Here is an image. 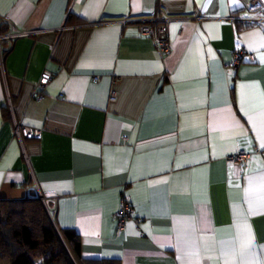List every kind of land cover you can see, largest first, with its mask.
<instances>
[{"label": "crops", "instance_id": "0c3cea01", "mask_svg": "<svg viewBox=\"0 0 264 264\" xmlns=\"http://www.w3.org/2000/svg\"><path fill=\"white\" fill-rule=\"evenodd\" d=\"M249 2L0 0V28L37 31L2 42L0 198L56 195L89 258L264 264V24L242 20L264 10ZM157 17L170 53L141 31Z\"/></svg>", "mask_w": 264, "mask_h": 264}, {"label": "trees", "instance_id": "16d2710c", "mask_svg": "<svg viewBox=\"0 0 264 264\" xmlns=\"http://www.w3.org/2000/svg\"><path fill=\"white\" fill-rule=\"evenodd\" d=\"M246 26L238 23L239 29ZM8 31L0 28L1 34ZM48 204L55 206L53 200ZM0 264L121 263L113 258L84 256L81 235L73 228L59 227L42 199L0 198Z\"/></svg>", "mask_w": 264, "mask_h": 264}, {"label": "built area", "instance_id": "2783aa9c", "mask_svg": "<svg viewBox=\"0 0 264 264\" xmlns=\"http://www.w3.org/2000/svg\"><path fill=\"white\" fill-rule=\"evenodd\" d=\"M248 10L251 12H257L260 10H264V3L262 0H250L248 5ZM242 20H245V22H256V23H262L264 24V18L260 17H249V18H242ZM141 31L145 34H153L155 35V39L157 40V45L159 49L163 53H170L172 51L169 31L166 23H164V19L161 17L152 18L149 20H142L141 21ZM37 33L36 30H22L17 32H7L5 34L0 33V56L3 58L5 56V53L8 51L3 47L2 42L4 40H7L12 44L15 39L23 36H29L32 34ZM246 51L244 49H239L237 52H235L234 55V63L236 65L242 63L245 60ZM249 60H253V55L248 54L247 55ZM101 79L100 75H97L94 77L95 81H99ZM50 80V74L46 73L44 77L40 80V87H43L47 82ZM40 89L38 87V90L36 92V96L41 99L43 97L42 93H40ZM112 99H115V95L112 96ZM23 125V126H22ZM15 133L19 136V138L23 141L24 136L27 138H36V139H42L43 138V131L40 128L32 127L29 125H24L19 123L17 120L15 121ZM251 157V154L245 150H239L238 152H235L228 156L229 160L233 161L236 164H244L248 163L249 159ZM51 199H56V195H50ZM134 212V206L132 203H130L127 200H123V207L117 212V215L119 217V230H122L125 227V223L129 217Z\"/></svg>", "mask_w": 264, "mask_h": 264}, {"label": "rangeland", "instance_id": "374dc122", "mask_svg": "<svg viewBox=\"0 0 264 264\" xmlns=\"http://www.w3.org/2000/svg\"><path fill=\"white\" fill-rule=\"evenodd\" d=\"M40 199L43 200V202L45 203V205L47 206V208L50 211V214H51L52 219L54 220V222H56V219H55L56 203H55L54 208H51V207H49L48 200H53V201L55 200L56 201L57 198L56 199H51L50 196L43 195L42 197H40Z\"/></svg>", "mask_w": 264, "mask_h": 264}, {"label": "bare ground", "instance_id": "6f19581e", "mask_svg": "<svg viewBox=\"0 0 264 264\" xmlns=\"http://www.w3.org/2000/svg\"><path fill=\"white\" fill-rule=\"evenodd\" d=\"M263 2V1H262ZM264 3V2H263Z\"/></svg>", "mask_w": 264, "mask_h": 264}]
</instances>
